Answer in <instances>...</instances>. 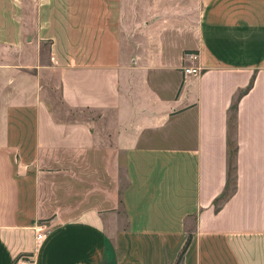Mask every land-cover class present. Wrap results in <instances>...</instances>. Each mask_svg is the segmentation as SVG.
<instances>
[{
	"label": "crops",
	"instance_id": "crops-1",
	"mask_svg": "<svg viewBox=\"0 0 264 264\" xmlns=\"http://www.w3.org/2000/svg\"><path fill=\"white\" fill-rule=\"evenodd\" d=\"M189 237L180 264H264V0H0V264H177Z\"/></svg>",
	"mask_w": 264,
	"mask_h": 264
},
{
	"label": "trees",
	"instance_id": "trees-1",
	"mask_svg": "<svg viewBox=\"0 0 264 264\" xmlns=\"http://www.w3.org/2000/svg\"><path fill=\"white\" fill-rule=\"evenodd\" d=\"M235 106H232L230 110V116H229V121H228V129H229V134H228V149H227V181H226V187L224 190V193L220 196V198L216 201L217 204V209H219L220 205L227 200L232 193L235 190V183H236V143L231 135V131H235ZM232 144H233V150H232ZM191 238L189 237L182 252L180 253L178 257V262L177 264H180L183 259V255L190 244Z\"/></svg>",
	"mask_w": 264,
	"mask_h": 264
},
{
	"label": "built area",
	"instance_id": "built-area-1",
	"mask_svg": "<svg viewBox=\"0 0 264 264\" xmlns=\"http://www.w3.org/2000/svg\"><path fill=\"white\" fill-rule=\"evenodd\" d=\"M187 58H188V60L195 61L197 56L193 55V54H189V55H187ZM182 70H183V73L185 76H187V75L197 76L201 72L200 68H198V67H183ZM47 231L45 229H42V228L37 229V231H36L37 242H40L45 238ZM32 259L33 258L29 255H20L15 259L14 264H31Z\"/></svg>",
	"mask_w": 264,
	"mask_h": 264
},
{
	"label": "rangeland",
	"instance_id": "rangeland-1",
	"mask_svg": "<svg viewBox=\"0 0 264 264\" xmlns=\"http://www.w3.org/2000/svg\"><path fill=\"white\" fill-rule=\"evenodd\" d=\"M231 135H232V137L231 138H233V136H234V130H232L231 131ZM232 150H233V144H232ZM102 183H103V185L105 186V185H107L110 189H116L117 188V186H123V185H125V183H126V180H125V176H124V174H123V170L122 169H120L119 170V175H118V181L116 180V177L113 175V178L112 177H110V178H108L107 180H103L102 181ZM217 204L218 203H216V206H217ZM109 211H117L118 209H111L110 207L109 208H107ZM53 218L51 217V218H49V219H47V220H44V221H42V225H44L45 227L44 228H42V229H45L46 231L47 230H49L53 225L50 223V221L52 220ZM121 219H123V218H121ZM120 224L121 225H123V220H121V222H120ZM111 247V246H110ZM110 256H109V264H113V256H112V251H111V249H110Z\"/></svg>",
	"mask_w": 264,
	"mask_h": 264
}]
</instances>
